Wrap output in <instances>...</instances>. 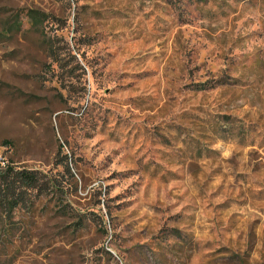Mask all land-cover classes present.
<instances>
[{"label":"rangeland","instance_id":"1","mask_svg":"<svg viewBox=\"0 0 264 264\" xmlns=\"http://www.w3.org/2000/svg\"><path fill=\"white\" fill-rule=\"evenodd\" d=\"M10 161L0 264H264V0H0Z\"/></svg>","mask_w":264,"mask_h":264},{"label":"trees","instance_id":"2","mask_svg":"<svg viewBox=\"0 0 264 264\" xmlns=\"http://www.w3.org/2000/svg\"><path fill=\"white\" fill-rule=\"evenodd\" d=\"M29 16L33 18L35 27L42 31V19L38 20L34 9L29 10ZM65 168L69 171L68 165ZM55 186V180L41 170L20 168L11 161L4 165L0 163V222L7 225L8 235L14 231V212L33 204L32 197L47 194L49 188L54 189Z\"/></svg>","mask_w":264,"mask_h":264}]
</instances>
